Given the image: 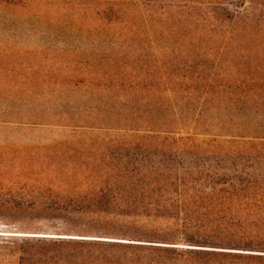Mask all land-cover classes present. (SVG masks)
I'll use <instances>...</instances> for the list:
<instances>
[{
    "label": "trees",
    "instance_id": "obj_1",
    "mask_svg": "<svg viewBox=\"0 0 264 264\" xmlns=\"http://www.w3.org/2000/svg\"><path fill=\"white\" fill-rule=\"evenodd\" d=\"M224 1L150 0L141 17L112 20L113 0H0V21L84 32L78 46L4 56L0 125L175 149L51 162L0 186L2 210L31 199L63 214V231L129 238L25 236L17 250L3 241V264H264V0Z\"/></svg>",
    "mask_w": 264,
    "mask_h": 264
},
{
    "label": "rangeland",
    "instance_id": "obj_2",
    "mask_svg": "<svg viewBox=\"0 0 264 264\" xmlns=\"http://www.w3.org/2000/svg\"><path fill=\"white\" fill-rule=\"evenodd\" d=\"M92 8L99 7V0H87ZM212 6L224 7L232 6L230 2L224 0H206ZM119 5L114 6L109 18H139L140 9H147L146 4L150 0H113ZM165 3H179L181 0H162ZM234 5V4H233ZM94 11V10H93ZM97 11V10H96ZM91 12V11H89ZM164 12V11H163ZM169 12V9L165 11ZM92 16V15H91ZM69 18L67 16H64ZM5 18V17H4ZM0 21V63L15 62L20 48H38L44 42L47 45H54L57 51H61L65 44L69 46L81 45L82 41L78 38L84 36V32L74 31L67 27L60 30L56 28H44L37 26L36 23L26 22L23 19H10ZM53 39V41L51 40ZM59 53V52H56ZM27 54L24 56L27 59ZM5 59V60H4ZM4 60V61H3ZM8 73V70L4 71ZM12 103L9 102L8 109L12 110ZM111 133H113L111 131ZM97 135V134H96ZM92 137L90 132L85 129L73 128L71 126H43V127H17L0 125V186L10 187L11 183L24 176L28 170L35 166L45 165L51 162H64V164L73 165L75 162H86L87 164L95 161L116 162L129 152V156L136 158L150 157L153 152L168 155L175 149L166 148L162 145L157 146L142 140L139 134L134 137V143L131 148H122L110 146L109 144L90 146L82 144L84 140ZM139 138V140H138ZM257 143V141H254ZM142 143L144 145L140 146ZM201 149V148H200ZM153 156V155H152ZM68 174L73 179L83 178L80 174L72 172ZM45 175V174H44ZM83 175H86L84 173ZM68 177V178H70ZM85 179V178H84ZM79 191H85L92 188L90 183H83ZM53 218V225L50 221ZM65 216L63 214L55 215L42 211L33 202L28 199L23 206L12 207L9 210L0 209V264H3V241H14V250L22 242L21 238L25 236H46L55 238H73V239H118L127 241V237L109 234H99L90 232L63 231L65 226ZM49 220V221H48ZM32 238V237H30Z\"/></svg>",
    "mask_w": 264,
    "mask_h": 264
}]
</instances>
